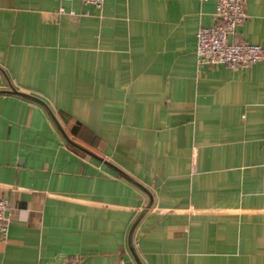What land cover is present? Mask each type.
Instances as JSON below:
<instances>
[{"label":"crops","instance_id":"0c3cea01","mask_svg":"<svg viewBox=\"0 0 264 264\" xmlns=\"http://www.w3.org/2000/svg\"><path fill=\"white\" fill-rule=\"evenodd\" d=\"M215 9L0 0V264H264V60L199 64ZM245 10L229 41L264 49Z\"/></svg>","mask_w":264,"mask_h":264},{"label":"built area","instance_id":"2783aa9c","mask_svg":"<svg viewBox=\"0 0 264 264\" xmlns=\"http://www.w3.org/2000/svg\"><path fill=\"white\" fill-rule=\"evenodd\" d=\"M85 4L100 8L104 0H82ZM246 0H216L217 22L201 27L196 34L195 54L199 64L223 65L232 70L250 69L264 60V49L247 43L230 42L236 28L246 18ZM62 10V9H61ZM8 201L0 196V242L7 238L8 228L4 214ZM67 264H77L74 260Z\"/></svg>","mask_w":264,"mask_h":264},{"label":"water","instance_id":"95a60500","mask_svg":"<svg viewBox=\"0 0 264 264\" xmlns=\"http://www.w3.org/2000/svg\"><path fill=\"white\" fill-rule=\"evenodd\" d=\"M6 93H9V94H12V95L19 96V97H21V98H24V99L30 100V101H32V102H35V103H37V104L43 106L45 109H47V106H46V104H45L44 102H42L41 100H39V99H37V98H34V97H32V96H29V95H26V94H23V93L17 92V91H15V90H11V91L6 92ZM60 132H61L63 138L65 139V141H66L68 144H70V145H72L73 147L79 149L80 151H82V152L88 154V155L91 156L92 158H95L96 160H98L99 162L103 163L105 166H107L108 168H110V169H111L113 172H115L116 174H118V175H120V176H122V177L128 179L129 181H131L129 178H127V177L125 176V174H123L122 172H120L116 167H114L113 165H111V164L108 163V162H105V161L99 159L98 157H96V156L93 155L92 153H90V152H88L87 150H85V149L81 148L80 146L76 145L75 143H73V142H72V141H71V140L65 135V133H63V131L60 130ZM137 223H138V220L132 225V227H131V229H130V232H129V241L131 240L132 233H133V231H134V229H135Z\"/></svg>","mask_w":264,"mask_h":264}]
</instances>
